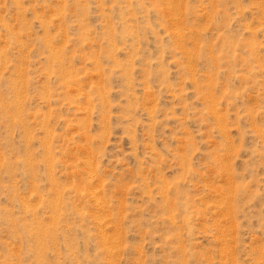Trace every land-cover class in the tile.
<instances>
[{
  "label": "rangeland",
  "instance_id": "obj_1",
  "mask_svg": "<svg viewBox=\"0 0 264 264\" xmlns=\"http://www.w3.org/2000/svg\"><path fill=\"white\" fill-rule=\"evenodd\" d=\"M0 264H264V0H0Z\"/></svg>",
  "mask_w": 264,
  "mask_h": 264
}]
</instances>
